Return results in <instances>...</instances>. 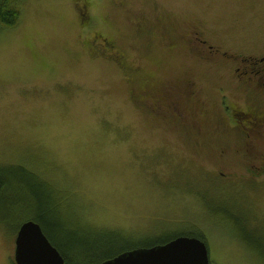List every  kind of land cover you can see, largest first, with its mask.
<instances>
[{
    "label": "rangeland",
    "instance_id": "374dc122",
    "mask_svg": "<svg viewBox=\"0 0 264 264\" xmlns=\"http://www.w3.org/2000/svg\"><path fill=\"white\" fill-rule=\"evenodd\" d=\"M87 2L90 17L82 18L90 20L82 30L79 9ZM19 8L20 21L0 29V169L18 179L12 168L21 166L48 190L64 220L50 238L72 264H96L114 238L127 246L180 232L204 235L211 264H264V159L223 155L222 145H233L223 122L233 123L217 88L226 86L228 100L243 108L251 97L246 87H254L232 65L216 68L223 51L264 53V0H22ZM164 15L184 41L202 32L209 68L183 52L155 67L137 52L143 45L135 29ZM156 34L160 42L164 36ZM107 37L128 55L134 46V67L152 66L144 69L153 73L150 87L194 77L202 129L189 134L176 116L154 113L166 114L170 105L145 110L129 86L138 75L118 66L116 54L105 50ZM153 49L166 58L165 44ZM252 102L264 110L263 94L255 91ZM34 157L42 169L31 164ZM37 180L29 183L44 191ZM19 196L35 205L28 189ZM22 220L15 212L12 223L0 222V264H16Z\"/></svg>",
    "mask_w": 264,
    "mask_h": 264
},
{
    "label": "flooded vegetation",
    "instance_id": "af4514ba",
    "mask_svg": "<svg viewBox=\"0 0 264 264\" xmlns=\"http://www.w3.org/2000/svg\"><path fill=\"white\" fill-rule=\"evenodd\" d=\"M89 5L90 4L88 3V8L87 6H82V8L79 9L80 18L82 20L80 23L81 28H83L82 30H85V28L88 27L85 24L86 17L82 18V14L90 17ZM163 21L160 24L156 25L153 29L151 26H148V28L151 27L149 28L150 30H148L145 35L143 34L141 38L144 39V42L147 43V46H154L160 42L167 45V51L163 52L166 56V60L168 58L167 52L171 54L170 50H173V48L174 50H177L178 46L182 45L184 39L182 34H180L179 38L177 37V25L174 22L169 20L168 24L166 19H163ZM156 31L159 32V36H164L163 39L159 40L160 42L157 41ZM190 37V44L193 45L195 56H201V59H204V61L210 66V62H212L211 54L207 49H205L202 53H198L199 46H197H204L203 44L207 43L208 40L202 36L201 31L197 30H195V35L193 36L190 34ZM188 47L191 51V46ZM105 49L113 52V54H116V57H120L119 53L115 51L114 43L109 42V45ZM215 50L217 51V49ZM221 55H223L222 66L218 65L216 68L222 69L224 66L226 67L227 65H232L234 71L236 72V75L238 76V79H240L245 85L253 86L255 89H259V86L253 84L254 82H256L259 85L264 86V55L250 61L248 59V62L244 65H237V63L231 60V57H224L229 56V53H227L226 51H223ZM216 57L217 56H215V58ZM160 60L161 59L158 57H154V59H152L153 63H156V61L160 63ZM204 70L208 71L207 69ZM243 76L248 78L249 82L243 79ZM149 80L151 79H143L141 81L143 91L141 92V94L138 93V95H140V98H142L143 103H146L145 106H142L145 110H147V107L151 105L150 101L145 99V95L149 93L148 91L152 90L151 88H153L150 87L152 86V84L150 85V82L152 80ZM178 80L182 82L177 84L176 90L173 89L167 82L163 86L159 85V89L156 90L159 96L154 98V102L157 103V106H152V109L159 110L161 107L167 109V107L170 105V112H166V114L161 113L160 111L158 113H154L159 114L157 115V117L161 118L162 120L173 121L174 116H176V122L181 123L184 128V124H186V128H189L190 134L191 132L202 129V127L200 126L201 115L200 112H197L200 110V108H196L194 103L196 102V104L200 105V103L203 102V99L200 96L196 95L197 82L194 77H190L189 79L184 80ZM217 88L222 99L220 104L221 106L225 104L222 106V108L226 111L229 109V116H231L234 120L233 127H227L226 123L223 122V127L227 132H229V137L233 142L232 147H230L229 143L222 145L223 155L229 152H233L245 158V160H248L250 156L251 162H257L258 158L264 159L262 154V152H264V110L261 109L260 103L252 102V97H254L255 95L254 88L251 89L250 87H246L245 90L251 93V97L248 100L249 105L243 108L238 107L236 103L228 100L226 95V86H217ZM144 89H147L148 93H146ZM256 92L260 94L259 91ZM189 125L191 126V129ZM262 164H264V162ZM249 169L252 170L251 167H249ZM218 175H222L227 180V175L225 172L221 171V173H218Z\"/></svg>",
    "mask_w": 264,
    "mask_h": 264
},
{
    "label": "trees",
    "instance_id": "16d2710c",
    "mask_svg": "<svg viewBox=\"0 0 264 264\" xmlns=\"http://www.w3.org/2000/svg\"><path fill=\"white\" fill-rule=\"evenodd\" d=\"M21 1L22 0H0V29L12 28L13 26H15L20 21L22 13H21V10L19 8V3ZM86 4L88 5V2ZM89 4H90V2H89ZM158 18H162L161 15H159ZM166 18H167V15H164V19H166ZM89 20L90 19L88 18V21ZM88 21L86 22V25H87ZM162 21L155 19L154 22L147 24V25L144 24V26L139 25L135 29V36L140 38L139 41L141 40V44L143 45V49H141L137 52L141 51L142 55H145L147 57L146 61L150 62L151 64H154L155 67L156 66L160 67L161 63H164V62L167 63V65H168V62H167L168 60L173 58L175 54L178 55V54L183 52V54L186 55L191 60V62H193V64L195 66H202L203 68H208L209 65L204 61V59H201V56H199V55L195 56V52L193 50V45L190 44L191 38H190V40H186L184 45H179L177 50H174V48H173V50H170L171 54H169V52H167L168 58L166 60L160 58L161 59L160 63H158L157 61H156V63H153L152 59H154V57H158V56H156L157 52L162 51V50L153 49V46H147V43L144 42V39H142L141 36L143 34L145 35L146 32L148 30H150L149 28H151V27H152V29L155 28V24H160ZM148 26H151V27L148 28ZM97 34H99V32ZM109 42L115 44V51L117 50V52L120 55V57H117L118 58V62H117L118 66H121L124 69V71L128 70L127 72L129 73V77H130V74H133V73H136L138 75V77L136 78L137 84L132 85L129 82V84H130L129 86L131 87V89H138V92L141 94V92L143 91L141 81L143 79H146V78L150 79L149 77L153 75V73H152V75L145 73L144 69L146 67H152V66L148 65V63H146V62H143V64L141 62H137L136 66H138V67H134L135 63H133L132 60H130L132 57L136 56L135 54L132 55L134 46L131 49H129V55H128L124 49L118 48L115 41H113L112 39L107 37V41H106L107 46L109 45ZM185 45L187 47L191 46L190 53H188V49L185 47ZM197 46H199L198 53H202L208 47L207 45L206 46L197 45ZM144 48H147V49H144ZM165 48H167V45H165ZM106 51H108V50H106ZM165 51H167V49H164L163 52H165ZM226 52L229 53V56H224V57H226V58L231 57V60L233 62L237 63V65H244L248 62V59L250 61L253 59H257V58L261 57L262 55H264V53L260 54V55H245V54H241V53H235L232 51H226ZM124 53L128 57H126ZM130 55H132V56H130ZM106 58L109 59V57H107V56H106ZM131 69H133V70H131ZM242 78L249 82L248 78H246L245 76H243ZM179 82H182V81H179ZM253 84L260 87L259 89L254 88V91H259L260 94L264 95V86H261L256 82H254ZM132 86H135V88H133ZM171 86H173V84H171ZM176 86H177V83L174 84L173 89L176 90ZM130 87H128V90L130 89ZM151 89H152L151 91L144 89V91L146 93L149 92L148 94L145 95V99L150 101L151 105L157 106V103L154 102V98L159 96L157 94V91H156L158 89H154V88H151ZM138 96H139L138 99L140 100V95H138ZM194 105H195V107H197L198 104H196V102H195ZM227 111L229 112V109ZM233 121H234L233 118L231 116H229V122L233 123ZM184 126L186 128V124H184ZM233 126H234V123H233ZM35 158H37V157H34V159ZM29 162H30V160H29ZM34 162H36V163H34ZM34 162H31V164H34V165L41 167L40 169H42V166H44V163L42 162V160L40 158H37V160ZM12 169H14L15 171L18 172V174H19L18 179L11 176V175L3 174L2 172L4 171V169H0V222L2 223L4 220H8L10 223H12L13 214L15 212H20L22 214L23 220L20 221V223L17 226V231H16V233H17L18 229L21 227V225L24 222L29 221V220H34L35 222H37L41 226L43 232L46 234V236L49 238V240L52 242V244L55 247H57L58 250L61 252L63 257L65 258L66 264H72L71 256L68 253H66L64 250H62L60 248V246H58L55 242L52 241V238H50L51 237L50 235L53 236V234L56 232V230L59 228V226H62L64 224V220L61 218L63 210L59 209V211H57L58 206L53 202V200L50 196V193L48 192V190L46 188L43 187V184L36 179V177L34 176V174L32 172L27 171L26 169H24L21 166L13 167ZM30 179L37 180L40 183V185L43 187L45 192L43 190H41L40 188H37L36 186L30 184L29 183ZM223 182L226 184H230L229 181H227L225 178H223ZM228 186L231 187L232 185L230 184ZM25 188L28 189L31 192V194L35 197V203H34L35 205L34 206H31L28 202L22 200L20 196L18 197L19 191L25 190ZM20 202L22 205L20 204ZM53 208L55 209L54 211L52 210ZM217 212H219V211H217ZM230 217L233 218V220H234V216L230 215ZM69 225H71V223H69ZM183 235L196 236V237H199V238L203 239L204 241H206L204 235L202 233H199V232H197V233L180 232V234L178 233L172 237L156 240V242H154V243L153 242H151V243H133V244H129L127 246L123 245L124 242L121 241V240H123L122 238H120L121 240L114 238L113 240H108V243H110L111 246L108 248V250H104L103 254H100L97 256L98 262L96 264H100L101 262H103L107 259H110L112 257H115L124 251H129V250H133V249H137V248L152 247L154 245L166 243V242H168V241H170V240H172L178 236H183ZM16 236H17V234H16ZM93 264H95V263H93Z\"/></svg>",
    "mask_w": 264,
    "mask_h": 264
},
{
    "label": "water",
    "instance_id": "95a60500",
    "mask_svg": "<svg viewBox=\"0 0 264 264\" xmlns=\"http://www.w3.org/2000/svg\"><path fill=\"white\" fill-rule=\"evenodd\" d=\"M16 264H66L41 226L34 220L24 222L15 238ZM100 264H211L209 248L196 236H178L152 247L124 251Z\"/></svg>",
    "mask_w": 264,
    "mask_h": 264
}]
</instances>
